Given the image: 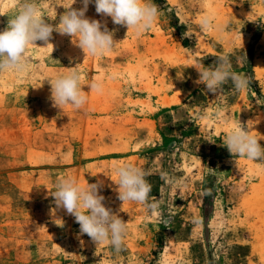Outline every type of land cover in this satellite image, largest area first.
I'll return each instance as SVG.
<instances>
[{
    "label": "rangeland",
    "instance_id": "obj_1",
    "mask_svg": "<svg viewBox=\"0 0 264 264\" xmlns=\"http://www.w3.org/2000/svg\"><path fill=\"white\" fill-rule=\"evenodd\" d=\"M21 0H0V31ZM141 36L98 14L113 32L103 56L68 35L30 45L28 69L0 74V264H264V160L231 154L226 134L243 126L264 147V0H150ZM59 27L72 0H36ZM83 7L75 0L74 9ZM219 27L204 32L203 17ZM220 57L249 80L218 94L197 83ZM81 75L87 103L54 107L50 80ZM99 79L103 91H90ZM141 169L148 204L118 198V166ZM99 186L126 222L122 249L97 245L55 204L57 181Z\"/></svg>",
    "mask_w": 264,
    "mask_h": 264
},
{
    "label": "clouds",
    "instance_id": "obj_2",
    "mask_svg": "<svg viewBox=\"0 0 264 264\" xmlns=\"http://www.w3.org/2000/svg\"><path fill=\"white\" fill-rule=\"evenodd\" d=\"M91 2L82 0L83 7L74 9L72 5L75 0H72L71 6L60 17L59 27H54L41 16L36 0H21L15 15L9 18L8 26L0 31V74L10 70L25 72L28 69L29 57L26 53L29 46H36L37 41H43L46 46L51 44L49 40L53 31L75 38L73 42L86 55L95 57L110 52L117 43L113 32L100 21L85 17ZM94 3L98 14L111 17L116 25L133 29L138 37L152 27L158 15L157 6L150 0H94ZM213 27L219 26H214L212 17L201 19L202 31L207 32ZM197 71V83L204 84L207 91L213 94L219 95L228 80L232 81L236 91L244 90L249 85L245 76L231 70L227 57H220L214 68ZM49 83L54 107L63 110L64 106H71L74 110H80L86 105L87 95L82 90L79 72L73 70L58 75ZM88 86L90 91H103V82L99 79L93 80ZM223 144L231 154L246 156L250 160H264V147L243 126L229 131ZM115 171L118 177V198L122 202L145 204L154 210L155 206L147 203L150 185L144 172L131 164L118 166ZM52 196L57 207L75 217L81 234H87L97 245L108 243L117 252L122 249L127 231L126 222L104 205L105 198L99 194L97 184L82 187L71 176L61 177Z\"/></svg>",
    "mask_w": 264,
    "mask_h": 264
}]
</instances>
